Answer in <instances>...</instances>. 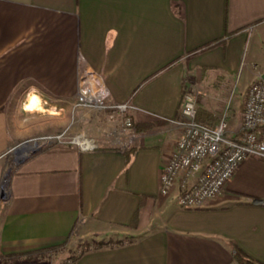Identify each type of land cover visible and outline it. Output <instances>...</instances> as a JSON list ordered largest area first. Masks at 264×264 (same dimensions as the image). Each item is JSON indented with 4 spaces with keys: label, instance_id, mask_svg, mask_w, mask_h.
<instances>
[{
    "label": "crops",
    "instance_id": "0c3cea01",
    "mask_svg": "<svg viewBox=\"0 0 264 264\" xmlns=\"http://www.w3.org/2000/svg\"><path fill=\"white\" fill-rule=\"evenodd\" d=\"M79 56L108 87L109 102L131 104L132 127L101 111L90 119L95 149L47 141L5 162L19 141L63 127L60 114L23 119L17 101L29 94L24 109L30 96L62 108L74 101ZM263 75L264 0H0V254L122 229L136 238L75 264H244L231 243L264 264L262 158L244 159L201 207L159 193L161 166L182 131L173 120L183 93L204 123L226 111L235 135L246 89Z\"/></svg>",
    "mask_w": 264,
    "mask_h": 264
},
{
    "label": "built area",
    "instance_id": "2783aa9c",
    "mask_svg": "<svg viewBox=\"0 0 264 264\" xmlns=\"http://www.w3.org/2000/svg\"><path fill=\"white\" fill-rule=\"evenodd\" d=\"M253 67L257 64L253 63ZM96 75L83 56H79V81L73 108L110 111L125 128L132 126L129 102H109V89L97 82ZM181 126V134L168 160L159 173V193L176 191V202L184 208L201 207L208 199L220 195L239 164L246 158L264 159V77L259 76L246 91L238 134L227 133V113L222 112L214 125L197 119L194 97L182 96L179 117L173 120ZM67 129L44 140L75 145L81 150L97 147L94 137L82 132L68 135ZM177 189V190H175Z\"/></svg>",
    "mask_w": 264,
    "mask_h": 264
},
{
    "label": "rangeland",
    "instance_id": "374dc122",
    "mask_svg": "<svg viewBox=\"0 0 264 264\" xmlns=\"http://www.w3.org/2000/svg\"><path fill=\"white\" fill-rule=\"evenodd\" d=\"M237 75H234V77H232L231 79V85H235L237 78ZM255 80V78L249 83V85ZM248 85V87H249ZM247 87V89H248ZM246 89V91H247ZM30 92V91H29ZM186 92V91H185ZM184 92V93H185ZM183 93V94H184ZM32 94V93H31ZM24 95L19 101H17L18 103V113L20 117L26 118V116H31L33 115L35 118H37V120H40L42 117L46 118L48 117L51 121L54 118L53 116L56 115H62L63 118L65 119V123L63 125V127H60L59 129L55 130V131H51V132H39L37 133L34 137H30L29 139H26L24 141H19L15 147H13L11 149V153L10 154H6L2 159H4L5 162L9 161L10 156L13 155L14 151L19 152V148L27 146L26 149L28 147H34L35 144H40V143H45L47 142V140H44L43 137L49 136V135H55L58 134L59 132H62L63 130L67 129V134L68 135H74L76 133L82 132L87 136H90L91 133H93L97 128H96V123L92 122L90 119H93L95 116H99L100 114H97L98 112L95 111H91L89 109L86 108H73L72 104L74 101H66L65 106L59 107L57 104H54L52 102V105L49 104V101L43 100L40 97L39 100H37V103H35L33 105V107L30 108H26L24 109L23 103L26 99V97L28 96ZM183 96V95H182ZM246 96V93H245ZM245 96H243L242 98V110H241V121H242V112H243V108H244V100H245ZM182 100V99H181ZM196 102V100H195ZM10 103V102H8ZM9 106L6 107V109H8ZM17 111V110H15ZM106 118H108V114L105 115ZM78 117H80L81 119H79ZM15 115H11L7 117V121L10 125V123L14 122L15 123ZM43 118V119H44ZM110 120H115L113 122L114 125L118 124V126H122L120 120L115 119L112 116H109ZM11 121V122H10ZM36 121V120H35ZM132 121V119H131ZM52 123V122H51ZM56 124L54 123V126ZM133 125V122H132ZM50 127L52 128L53 126ZM56 127V126H55ZM132 127V126H131ZM56 129V128H54ZM53 129V130H54ZM51 142V141H50ZM54 142V141H52ZM25 149V150H26ZM25 150H21L25 151ZM6 177L3 178L2 182H1V188H0V192H2V194L6 191ZM181 207V206H180ZM184 208V207H182ZM188 208V207H187ZM134 238H136V234H131L128 232H123L122 229L121 230H114L109 232L108 234L104 235V236H100L98 238L95 237V239H91V240H87L86 242L85 239H81L79 237H74V235H72L70 238H68L67 240H65L57 250H55L54 252H49L47 254V256L42 257V258H38V259H31V260H26V256H20V257H15V256H10V257H5V255H2L4 257H0V264H75L76 261L85 253H83L80 257H77V255L79 254L82 246L86 245L89 247H93L91 250L93 249H98V248H102V247H109V246H116V245H120L124 242H129L132 241ZM99 243H103L102 245H98ZM97 246H101L98 248H94ZM90 251V250H89ZM14 254V253H11ZM7 255V254H6Z\"/></svg>",
    "mask_w": 264,
    "mask_h": 264
},
{
    "label": "trees",
    "instance_id": "16d2710c",
    "mask_svg": "<svg viewBox=\"0 0 264 264\" xmlns=\"http://www.w3.org/2000/svg\"><path fill=\"white\" fill-rule=\"evenodd\" d=\"M230 36V34H226L225 37L223 39H221L222 41H224L225 39H227L228 37ZM220 43L219 40H216V41H211L201 47H199L198 49H196L193 53H197V52H201L203 50H206V49H209L211 47H213L215 44H218ZM197 119L199 121L200 118L198 117L197 115ZM202 122V121H201ZM264 160V159H263ZM131 227H133L134 225H132V222L130 223ZM62 244V243H61ZM61 244H57V245H51V246H47V247H43V248H39V249H35V250H31V251H26V252H20V253H14V254H7L4 256L0 255V257H10V256H15V257H20V256H26V260H31V259H38V258H42V257H45L47 256V254L49 252H54L55 250H57L59 248V246ZM103 243H99L98 245H102ZM231 246H232V249L234 251L233 255H234V259L237 263H244V264H263L257 260H255L254 258L250 257L249 255H247L246 253H244L240 248H238L235 244H232L231 243ZM98 247H101V246H97V247H94V248H98ZM93 247H89V246H82L79 254L77 255V257H80L83 253L91 250Z\"/></svg>",
    "mask_w": 264,
    "mask_h": 264
},
{
    "label": "bare ground",
    "instance_id": "6f19581e",
    "mask_svg": "<svg viewBox=\"0 0 264 264\" xmlns=\"http://www.w3.org/2000/svg\"><path fill=\"white\" fill-rule=\"evenodd\" d=\"M35 98H36L35 96H30V97L27 99L26 103H25V107L31 109V108L33 107V105H34L35 103H37V101H36ZM21 150H24L23 147L19 148V151H21Z\"/></svg>",
    "mask_w": 264,
    "mask_h": 264
},
{
    "label": "water",
    "instance_id": "95a60500",
    "mask_svg": "<svg viewBox=\"0 0 264 264\" xmlns=\"http://www.w3.org/2000/svg\"><path fill=\"white\" fill-rule=\"evenodd\" d=\"M262 77H264V75H263ZM18 151H19V150H18ZM257 202H263V203H264V200H257Z\"/></svg>",
    "mask_w": 264,
    "mask_h": 264
}]
</instances>
